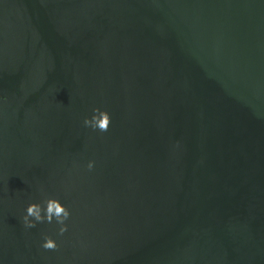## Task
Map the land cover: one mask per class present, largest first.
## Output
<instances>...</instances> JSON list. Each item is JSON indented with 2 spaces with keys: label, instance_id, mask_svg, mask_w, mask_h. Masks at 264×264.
Returning <instances> with one entry per match:
<instances>
[{
  "label": "water",
  "instance_id": "obj_1",
  "mask_svg": "<svg viewBox=\"0 0 264 264\" xmlns=\"http://www.w3.org/2000/svg\"><path fill=\"white\" fill-rule=\"evenodd\" d=\"M0 264H264V0H0Z\"/></svg>",
  "mask_w": 264,
  "mask_h": 264
},
{
  "label": "clouds",
  "instance_id": "obj_2",
  "mask_svg": "<svg viewBox=\"0 0 264 264\" xmlns=\"http://www.w3.org/2000/svg\"><path fill=\"white\" fill-rule=\"evenodd\" d=\"M110 114L107 110H101L100 108L93 109V113L90 117H85L83 124L86 127H90L100 132H107L110 126ZM95 166L94 160H89L87 168L93 169ZM43 191V189H41ZM71 209L68 208L59 198H47L44 202H32L29 203L23 216L22 222L25 229H31L36 226L38 222L52 223L55 219L56 223L60 225V234L65 233L68 230L69 225L66 221L71 216ZM41 247L44 249H55L57 247V241L51 236L45 237Z\"/></svg>",
  "mask_w": 264,
  "mask_h": 264
}]
</instances>
